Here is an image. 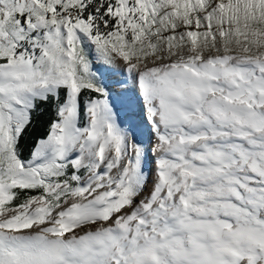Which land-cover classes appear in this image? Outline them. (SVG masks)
<instances>
[{
  "label": "snow or ice",
  "instance_id": "snow-or-ice-1",
  "mask_svg": "<svg viewBox=\"0 0 264 264\" xmlns=\"http://www.w3.org/2000/svg\"><path fill=\"white\" fill-rule=\"evenodd\" d=\"M0 264H264V0H0Z\"/></svg>",
  "mask_w": 264,
  "mask_h": 264
},
{
  "label": "rangeland",
  "instance_id": "rangeland-1",
  "mask_svg": "<svg viewBox=\"0 0 264 264\" xmlns=\"http://www.w3.org/2000/svg\"><path fill=\"white\" fill-rule=\"evenodd\" d=\"M127 113H128V111H127ZM127 113L125 115H122V119H124L126 123L133 122V118L130 117V115H128ZM138 135H139L140 139H142L145 142H147V140H148V130H147V128H139L138 129Z\"/></svg>",
  "mask_w": 264,
  "mask_h": 264
},
{
  "label": "bare ground",
  "instance_id": "bare-ground-1",
  "mask_svg": "<svg viewBox=\"0 0 264 264\" xmlns=\"http://www.w3.org/2000/svg\"><path fill=\"white\" fill-rule=\"evenodd\" d=\"M127 113V109L126 108H124V107H122L121 108V117H122V115H125ZM128 115H129V113H127ZM128 117V116H127Z\"/></svg>",
  "mask_w": 264,
  "mask_h": 264
}]
</instances>
